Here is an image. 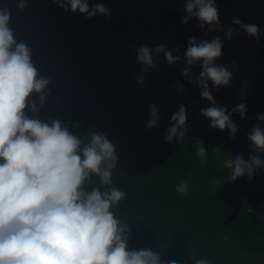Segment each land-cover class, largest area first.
<instances>
[{"label":"clouds","instance_id":"obj_1","mask_svg":"<svg viewBox=\"0 0 264 264\" xmlns=\"http://www.w3.org/2000/svg\"><path fill=\"white\" fill-rule=\"evenodd\" d=\"M53 3L65 13H79L88 20L101 16L110 21L112 17L103 2L91 6L89 0ZM16 6L23 11L27 0H17ZM184 12L183 25L195 19L196 27L202 31H225L217 0H184ZM11 16L10 8L0 6V264H162L158 252L129 249V228L112 211L127 197L113 184V170L119 161L114 143L104 132L91 128L84 142L70 131V122L52 117L41 120L35 115L51 95L52 81L40 74L33 63L32 50L15 39ZM232 24L259 46L262 32L257 24L239 18H234ZM237 35L229 26L225 39L231 42ZM224 47L225 42L218 35L210 40L188 37L182 55L178 47L169 49L157 44L152 48L141 43L135 52L142 74L135 76V82L139 86L145 84L149 70H157L160 54L169 66L183 61L181 76L199 89L200 99L209 105L199 110V116L209 122L211 130L227 131L229 140L235 141L240 128L233 116L247 119L248 108L243 101L247 98L248 82L241 86V102L231 110L217 104L210 84L215 90L234 87L232 69L237 67L236 61L223 66L217 63ZM197 66L198 73L191 71ZM172 87L181 95L185 92L179 81ZM34 93L39 108L32 99ZM148 110L150 118L145 126L152 130L163 120V114L153 103L148 104ZM254 118L257 123L246 135L251 145L247 159L235 154L226 162L233 182L246 178L247 183H252L264 172V113ZM170 121L164 134L167 145L179 142L190 130L184 103L179 104ZM205 152L200 143L201 159ZM93 177L98 181L95 185ZM189 187L186 181L181 182L176 191L186 194ZM166 264L177 262L169 260ZM195 264L210 261L195 259Z\"/></svg>","mask_w":264,"mask_h":264},{"label":"water","instance_id":"obj_2","mask_svg":"<svg viewBox=\"0 0 264 264\" xmlns=\"http://www.w3.org/2000/svg\"><path fill=\"white\" fill-rule=\"evenodd\" d=\"M94 2H103L111 10L110 21L101 16L88 20L79 13H65L53 0H27L23 11L17 9V0H0V6L11 9L10 27L15 39L32 50L33 63L40 74L52 81L51 95L35 115L41 120L52 117L61 122L86 121L91 129L104 132L114 143L117 167L125 174L138 175L164 164L177 148L179 142L167 145L164 134L171 115L184 103L190 129L186 136L225 143L232 157L242 154L247 159L251 145L246 135L257 123L256 114L264 113V0H217L225 31L216 32L198 29L195 19L183 25L184 0H89L90 6ZM234 18L259 26V46L232 24ZM229 26L238 33L231 42L225 39ZM193 35L209 40L220 36L225 47L217 63L223 66L237 62L232 69L234 87L215 90L210 84L218 105L231 110L239 104L241 86L248 82L243 101L248 108L247 119L233 116L240 128L235 141L229 140L227 131L211 130L209 122L199 116V110L209 105L200 99L199 89L181 76L183 61L169 66L160 54L157 70H149L145 84L135 82V76L142 74L135 47L141 43L152 48L164 44L169 49L180 48L182 55L188 37ZM191 71L198 73L200 68ZM177 81L185 86L182 95L172 87ZM32 99L39 108L37 94ZM149 103L163 114V120L152 130L145 126L150 118ZM218 194L233 211L229 221L238 217L244 200L264 216V172L252 183H247L246 178L233 182L229 177Z\"/></svg>","mask_w":264,"mask_h":264},{"label":"trees","instance_id":"obj_3","mask_svg":"<svg viewBox=\"0 0 264 264\" xmlns=\"http://www.w3.org/2000/svg\"><path fill=\"white\" fill-rule=\"evenodd\" d=\"M69 126L87 142L86 121ZM200 143L206 149L203 159L198 155ZM231 158L225 143L185 136L164 164L147 173L128 175L116 167L113 184L127 197L112 211L129 228V249L158 252L162 264H195V259L210 264L264 263V216L244 200L238 217L229 221L233 211L218 194L230 177L226 162ZM185 181L189 191L178 193L177 185Z\"/></svg>","mask_w":264,"mask_h":264},{"label":"rangeland","instance_id":"obj_4","mask_svg":"<svg viewBox=\"0 0 264 264\" xmlns=\"http://www.w3.org/2000/svg\"><path fill=\"white\" fill-rule=\"evenodd\" d=\"M261 264H264V263H261Z\"/></svg>","mask_w":264,"mask_h":264}]
</instances>
